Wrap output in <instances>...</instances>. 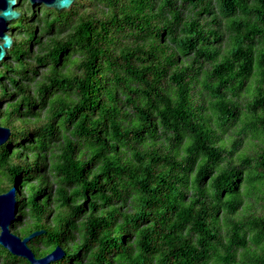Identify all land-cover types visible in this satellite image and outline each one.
I'll use <instances>...</instances> for the list:
<instances>
[{
	"label": "trees",
	"instance_id": "obj_1",
	"mask_svg": "<svg viewBox=\"0 0 264 264\" xmlns=\"http://www.w3.org/2000/svg\"><path fill=\"white\" fill-rule=\"evenodd\" d=\"M26 2L0 62L10 232L48 264H264V0Z\"/></svg>",
	"mask_w": 264,
	"mask_h": 264
},
{
	"label": "water",
	"instance_id": "obj_2",
	"mask_svg": "<svg viewBox=\"0 0 264 264\" xmlns=\"http://www.w3.org/2000/svg\"><path fill=\"white\" fill-rule=\"evenodd\" d=\"M71 3L72 0H27L26 6L31 9V4L43 5L46 8L54 9L56 14L59 9L68 8ZM17 5L18 0H0V62L6 59V50L12 42V38L8 33L10 24L21 15L15 9ZM8 134L9 129L0 126V144L5 141ZM15 193V186H12L6 192L0 194V245L12 254L27 259L31 264H48L63 257L64 253L60 247H56L51 253L42 258L35 257L28 246V242L41 231H35L22 239L10 232L9 226L15 221L16 216Z\"/></svg>",
	"mask_w": 264,
	"mask_h": 264
},
{
	"label": "rangeland",
	"instance_id": "obj_3",
	"mask_svg": "<svg viewBox=\"0 0 264 264\" xmlns=\"http://www.w3.org/2000/svg\"><path fill=\"white\" fill-rule=\"evenodd\" d=\"M17 22H19V20H16ZM14 22H15V20H14ZM20 23V22H19ZM11 233H13L12 231H11ZM14 234V233H13Z\"/></svg>",
	"mask_w": 264,
	"mask_h": 264
}]
</instances>
